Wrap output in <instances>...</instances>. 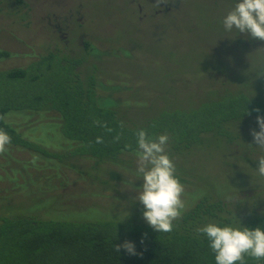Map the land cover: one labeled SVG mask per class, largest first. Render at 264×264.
Instances as JSON below:
<instances>
[{"label":"trees","instance_id":"16d2710c","mask_svg":"<svg viewBox=\"0 0 264 264\" xmlns=\"http://www.w3.org/2000/svg\"><path fill=\"white\" fill-rule=\"evenodd\" d=\"M243 41L252 49L264 45L259 39ZM46 50L26 67L0 70V129L11 136L6 150L22 151L16 160L22 175L12 176L13 184L0 188V202L5 203L0 205V264H216L209 241L198 228L215 222L221 227L264 229L263 209L230 210L220 196L201 185L193 186L196 184L191 180L198 175L185 172V150L200 143V135L213 132L227 144L240 140L248 119L263 111L259 100L239 91L238 98L228 95L224 100L206 102L202 113L164 109L139 124L124 123L115 109L118 101L106 97L109 102H105L98 94L95 70L84 76L81 59L58 47ZM12 56L15 54L0 47V60ZM254 63L257 71L264 72L259 59ZM240 70L250 71L249 67L237 69L234 75ZM220 72V77L227 75ZM231 121L237 122L235 132L227 126ZM139 129L147 130L149 136L170 137L167 153L184 185L186 205L171 232L155 231L143 218L145 208L136 199L144 183L137 174ZM32 157L30 165L27 159ZM83 159L94 161L96 173L81 164ZM228 161L232 173L235 164L239 166L241 173L236 180L241 181V175L248 174L242 170L243 159L235 155ZM101 164L109 171L101 172ZM35 169L37 176L33 175ZM62 169L84 180L91 178L92 184H105L107 190L123 185L125 191L112 196L113 210L107 217L98 208L78 210L76 198H85V193L69 194L72 204H67L66 196L54 188L53 176L59 178ZM40 170L45 173L40 175ZM185 185L194 192H188ZM92 190L103 196L105 188ZM14 191L17 193L11 198ZM91 195L87 197L92 199ZM125 241L135 245L136 255L123 248L115 251V246ZM243 264H264V259L246 255Z\"/></svg>","mask_w":264,"mask_h":264},{"label":"rangeland","instance_id":"374dc122","mask_svg":"<svg viewBox=\"0 0 264 264\" xmlns=\"http://www.w3.org/2000/svg\"><path fill=\"white\" fill-rule=\"evenodd\" d=\"M234 4V0H166L159 6L156 0H0V47L15 54L0 60V70L26 67L46 49L58 47L82 60L84 76L97 72L98 94L105 102H109L106 97L118 101L115 109L124 123L139 124L164 109L202 113L206 102L224 100L228 95L238 98L239 91L259 100L263 111L258 116H264V77H258L261 72L253 64L259 59L264 67V45L249 48L243 41L252 39L249 35L225 30L223 18ZM241 35L246 38H239ZM247 67L250 71L234 75ZM220 71L227 75L218 76ZM258 116L248 119L240 140L233 144L211 132L200 135L201 142L185 150V172L199 176L191 180L193 186L201 185L220 196L235 212L264 210V176L257 172L264 150L257 148L251 135L252 130L259 131ZM227 126L235 132L237 122ZM235 155L243 159L242 170L248 173L241 175V181L236 180L239 166L235 164L232 173L228 161ZM21 156L18 149L0 153V188L13 184L12 176L22 175L16 161ZM32 160L27 162L31 165ZM39 162L43 164V160ZM80 162L96 173L94 161ZM99 169L106 172L108 167L101 164ZM60 174L59 178L53 176L54 188L66 196L67 204H72L69 194L85 193V198H76L78 210L98 208L107 217L113 210L112 196L125 191L123 185L107 190L105 184H92L91 178L81 179L71 170L62 169ZM33 175H38L36 169ZM185 187L194 192L193 187ZM103 188L100 196L106 201L92 190ZM90 194H94L92 199ZM87 202L91 204L79 206Z\"/></svg>","mask_w":264,"mask_h":264},{"label":"clouds","instance_id":"9594fccd","mask_svg":"<svg viewBox=\"0 0 264 264\" xmlns=\"http://www.w3.org/2000/svg\"><path fill=\"white\" fill-rule=\"evenodd\" d=\"M160 4H166V0H156V5ZM222 23L226 31L236 29L252 39L264 41V0H237ZM257 75L264 77V72ZM257 123L259 131L252 130L251 135L257 148L264 150V116H258ZM136 137L137 174L144 181L136 199L145 208L143 218L155 231L171 232L174 221L181 217L186 205L182 199L184 185L176 175L173 159L167 153L170 137L167 134L149 136L145 129H139ZM97 142H101L99 138ZM10 143L11 136L0 129V153ZM257 164L258 174L264 176V156L259 158ZM197 232L206 235L216 264H243L246 255L256 260L264 259V229L221 227L210 222L198 228ZM121 248L130 255L137 254L132 242L125 241L115 246V251L119 253Z\"/></svg>","mask_w":264,"mask_h":264},{"label":"flooded vegetation","instance_id":"af4514ba","mask_svg":"<svg viewBox=\"0 0 264 264\" xmlns=\"http://www.w3.org/2000/svg\"><path fill=\"white\" fill-rule=\"evenodd\" d=\"M169 10V8H167V10L166 11H168Z\"/></svg>","mask_w":264,"mask_h":264}]
</instances>
